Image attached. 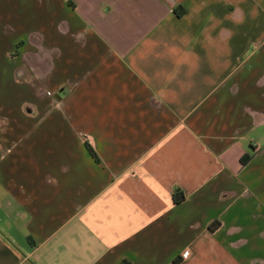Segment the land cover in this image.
<instances>
[{"label": "crops", "instance_id": "0c3cea01", "mask_svg": "<svg viewBox=\"0 0 264 264\" xmlns=\"http://www.w3.org/2000/svg\"><path fill=\"white\" fill-rule=\"evenodd\" d=\"M0 264H264V0H0Z\"/></svg>", "mask_w": 264, "mask_h": 264}, {"label": "trees", "instance_id": "16d2710c", "mask_svg": "<svg viewBox=\"0 0 264 264\" xmlns=\"http://www.w3.org/2000/svg\"><path fill=\"white\" fill-rule=\"evenodd\" d=\"M176 14H180V12L178 11V9L176 10ZM242 161H245V159L242 160ZM183 198H184V196H183V194L181 192H176V193L173 194V201H174V203L181 202L183 200Z\"/></svg>", "mask_w": 264, "mask_h": 264}]
</instances>
